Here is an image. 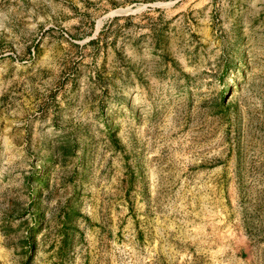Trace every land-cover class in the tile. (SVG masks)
I'll return each instance as SVG.
<instances>
[{
  "label": "rangeland",
  "instance_id": "rangeland-1",
  "mask_svg": "<svg viewBox=\"0 0 264 264\" xmlns=\"http://www.w3.org/2000/svg\"><path fill=\"white\" fill-rule=\"evenodd\" d=\"M0 264H264V0H0Z\"/></svg>",
  "mask_w": 264,
  "mask_h": 264
}]
</instances>
